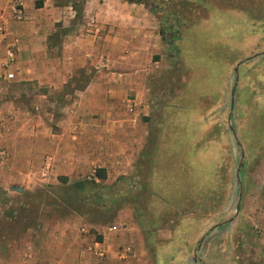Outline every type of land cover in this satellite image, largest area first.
<instances>
[{
    "label": "rangeland",
    "instance_id": "rangeland-1",
    "mask_svg": "<svg viewBox=\"0 0 264 264\" xmlns=\"http://www.w3.org/2000/svg\"><path fill=\"white\" fill-rule=\"evenodd\" d=\"M83 1L55 0L73 2L78 10ZM143 1L168 28V62L153 96L157 111L151 116L155 125L149 128L146 157L123 161L120 170H110L106 183H100L104 189L86 192L75 191L72 184L97 167L78 177L41 182L47 153L36 154L28 163V190L21 197L30 205L28 220L54 222L74 211L101 231L107 223H123L128 214L154 264H264V244L258 241L264 217L257 212L264 200V54L250 58L264 52V0ZM240 62L230 121L238 146L227 115L234 68ZM82 76L77 77L78 88ZM2 145L0 151H6ZM7 152L0 161L4 166L10 159ZM241 152L239 212L213 227L235 215ZM5 198L0 194L1 202Z\"/></svg>",
    "mask_w": 264,
    "mask_h": 264
},
{
    "label": "crops",
    "instance_id": "crops-1",
    "mask_svg": "<svg viewBox=\"0 0 264 264\" xmlns=\"http://www.w3.org/2000/svg\"><path fill=\"white\" fill-rule=\"evenodd\" d=\"M21 2L25 19L17 21L13 0H0V143L10 153L0 164V194L7 197L0 201V264H154L128 214L101 231L74 211L31 223L21 197L28 163L42 152L41 182L78 177L94 165L84 179L105 184L123 161L146 157L153 96L168 62L160 16L125 0H84L80 10L55 0ZM91 18L98 33L87 27ZM263 201L257 212L264 217ZM258 241L264 244V235Z\"/></svg>",
    "mask_w": 264,
    "mask_h": 264
},
{
    "label": "water",
    "instance_id": "water-1",
    "mask_svg": "<svg viewBox=\"0 0 264 264\" xmlns=\"http://www.w3.org/2000/svg\"><path fill=\"white\" fill-rule=\"evenodd\" d=\"M263 54H264V52L263 53H258V54H255V55L251 56L250 58L252 59V58H255V57H257L259 55H263ZM250 58H248V59H250ZM240 64H241V62L238 63L235 66V68H234L235 81H234V83H233V85L231 87V105H230L229 113L227 115V125H228L230 131L232 132L233 137L235 139V142H236V144L238 146H240V143L237 140L235 130H234L233 126H231L230 121H231V116H232V113H233V101H234L233 100V96H234V92H235V89H236V86H237V80H238V73H237V71H238V68H239ZM242 166H243V153L241 152V156H240V159H239L237 168H236V178H237V181L239 183V194H238V199H237V203H236V206H235V215L232 218H230L229 220H226L224 222L218 223V224H216L213 227H218V226H221V225H223V224H225V223H227L229 221H232L237 216V214L239 212V208H240V204H241V181H240V177L239 176H240V171H241ZM16 190L18 192H21L22 191V189H20V188H17ZM213 227H212V229H213ZM212 229H210V230H212ZM210 230L207 233H209ZM202 241H203V238L199 241L196 249L194 250V257L195 258H197L195 254H196L197 250L200 248V245H201Z\"/></svg>",
    "mask_w": 264,
    "mask_h": 264
},
{
    "label": "built area",
    "instance_id": "built-area-1",
    "mask_svg": "<svg viewBox=\"0 0 264 264\" xmlns=\"http://www.w3.org/2000/svg\"><path fill=\"white\" fill-rule=\"evenodd\" d=\"M13 14H14V18L17 20V21H22L25 19V16H24V13H23V6H22V2L21 0H13ZM87 27L91 30V32L93 33H98L99 32V27H98V22L95 20V18H91L88 20L87 22ZM7 62H11L12 60V53H9L7 55ZM12 77L11 74H8L6 76V79H10ZM6 151L4 150H1L0 151V160L1 159H5L6 157ZM51 167V160L50 158H46V162L44 164V170L47 171L49 170ZM97 255L99 257H102V252H97Z\"/></svg>",
    "mask_w": 264,
    "mask_h": 264
},
{
    "label": "trees",
    "instance_id": "trees-1",
    "mask_svg": "<svg viewBox=\"0 0 264 264\" xmlns=\"http://www.w3.org/2000/svg\"><path fill=\"white\" fill-rule=\"evenodd\" d=\"M125 1H127V2H129V3H136V4H144V5H146V6H150L149 4H148V2H145V1H143V0H125ZM67 4H70L72 7H73V9H75V10H78L77 9V7H76V5H75V3H73V2H71V3H67ZM151 10H153V12L155 13V14H157V15H159L156 11H155V9H153V8H150ZM160 16V15H159ZM161 34H162V36L164 37L165 36V31L168 29V28H163V22L161 21ZM97 177L99 178V180H103V179H105V174H104V170H98L97 171ZM88 187V188H87ZM104 189V187L103 186H101V184L100 183H95V182H93V181H87V180H80V181H77V182H74L73 184H72V189H75V191H81V190H83V191H86V192H89V191H93L94 189Z\"/></svg>",
    "mask_w": 264,
    "mask_h": 264
}]
</instances>
